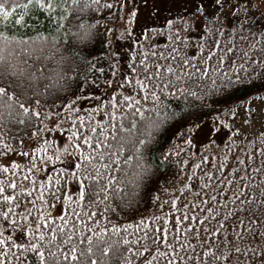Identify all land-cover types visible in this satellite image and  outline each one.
<instances>
[{
    "label": "snow or ice",
    "instance_id": "obj_1",
    "mask_svg": "<svg viewBox=\"0 0 264 264\" xmlns=\"http://www.w3.org/2000/svg\"><path fill=\"white\" fill-rule=\"evenodd\" d=\"M123 3L0 0V145L5 156L15 152L9 125L29 130L37 145L31 155L17 153L29 158L25 165L0 163V264H264V32L259 40L244 37L245 50L231 40L221 44L223 33L205 27L200 55L189 56L183 51L189 37L164 18L178 46L133 56L118 96L102 98L90 87L99 86L94 76L103 73L97 65L104 53L93 57L83 49L99 42L109 59L117 53L107 35L113 30L101 32L88 15ZM203 5H195L197 19ZM13 9L24 11L10 17ZM137 12H129L125 32ZM235 53L239 62L228 55ZM50 60L63 70L47 69ZM245 87L248 93L234 95ZM173 126L189 147V136L206 127L207 144L200 152L177 144L165 149L160 138ZM55 133L66 137L61 147ZM169 161L177 186L162 187L158 169ZM70 182L77 185L75 200L64 193ZM142 188L157 193L150 197L155 211L137 217L133 205ZM57 193L73 206L53 216L49 201Z\"/></svg>",
    "mask_w": 264,
    "mask_h": 264
},
{
    "label": "trees",
    "instance_id": "obj_2",
    "mask_svg": "<svg viewBox=\"0 0 264 264\" xmlns=\"http://www.w3.org/2000/svg\"><path fill=\"white\" fill-rule=\"evenodd\" d=\"M166 1V0H165ZM17 2H22V0H17ZM105 2V0H100V3L103 4ZM20 12L21 9H13L12 13L10 14V17H12V14L14 12ZM115 7H113L110 10H105V9H100V10H96V11H91L89 12L88 18L89 19H94L97 21H100V28H101V32L104 31L105 28H110V21L111 18L114 15L115 12ZM109 12H111V15H109ZM164 12L167 14V10H164ZM164 18H166L164 15L161 16V20L160 23L156 26L153 27H149L146 30H144L140 36L138 37V39L135 41L134 44V48L132 49L131 52V57L129 58L128 62L126 63V66L132 62L131 58L133 56H136L138 53H140L141 51H148L149 53L151 51H169L170 47H177L179 42H175L171 39H169L170 35H173L175 33H169L167 28L164 27ZM169 19H173L174 20V28L175 27H180L183 29V31L181 33H179L182 37L183 36H188L189 37V41L190 43L188 44L187 48H184L183 51L186 52L187 55L189 56H199L200 53L199 51L196 50V45L197 42L199 41V37L203 35V29L205 27H209L210 30L211 29H219L223 35H221L220 39H221V44H224L227 40H231L234 44H236L238 47L240 48H244L245 50L247 49V45L246 42L244 41V37L248 38V41H251L253 38V35L256 36V38L259 40L260 39V33L264 32V31H258L250 26L244 25V24H240L237 25L235 27H229V26H224L221 25L219 23L215 22H210V23H206L204 25H202L201 27V34H197L196 31V26L195 24L186 18H179V17H167ZM183 21H186L187 23L184 24L182 23ZM199 25V24H198ZM9 27H11V24H9ZM153 29H155L156 31H153ZM200 29V28H199ZM29 35H31V33H29ZM109 36V33L107 34ZM110 39V37H109ZM111 40V39H110ZM93 43H94V47H93ZM91 50L93 57H99L101 52L104 53V59L103 61L98 63V67L103 68V73H95V77L99 78V85L102 84V80L104 78V76L106 75V68L109 64V58L107 55V47L102 45L99 42H89V45L87 48H84L83 51L87 52ZM48 53H45V55H47ZM23 55V54H22ZM229 56L232 57L233 60H235L236 62H239V55L240 53H235V54H228ZM24 58H27L26 56ZM35 61V56L32 59H29V63H33ZM46 63V67L47 69H51L53 72L55 71H61L63 70V66H57V64L53 61H48L45 62ZM213 63H215V61H213ZM227 63V61H226ZM127 68V67H126ZM46 75L50 74L49 72L46 71L45 73ZM94 87H97V85H93ZM121 90H116V91H110L109 95H117ZM249 89L248 88H241L239 89V91H237L236 93H234L235 96H243L245 93H248ZM109 97V96H108ZM107 98V97H105ZM51 102V101H49ZM86 103H83V107L84 108H89V107H85ZM94 106V105H92ZM78 107H80V105H78ZM56 109L54 108L53 111H55ZM73 115V119H75V114ZM67 118V117H66ZM96 119H101L102 118V113H98L95 116ZM210 117L209 116H205L203 117V119L208 120ZM50 119H55V117L50 118ZM18 126L16 125H9V128L11 129V131L9 132V139L7 141V143H9L10 145H12L13 149L17 150L19 149L21 146H23L25 143L33 140L30 137V134H25V133H29V130L24 129L22 132H17L16 128ZM49 127H51V124L49 123ZM176 132V126H173L172 128H170L166 133H164V135L160 138V143L164 146L165 149H167L170 145L172 144H177L179 145L181 148H185L191 152H194L193 149V143L192 145L189 147L187 145H184L181 141L183 139L182 136H180L179 134L177 135H173V133ZM196 132H194L193 134H191L189 136V138L192 140L194 138ZM185 135H187L185 133ZM65 137V135H64ZM66 139V137H65ZM22 141V143H21ZM205 144H202L204 147ZM202 150V149H200ZM4 148L2 145H0V155L4 153ZM157 159H156V163H159V149L157 150ZM185 153L181 152L180 156L184 157ZM175 159V158H173ZM51 167V166H50ZM60 165H56V171L52 172V176H53V182L55 180V177L59 174L60 171ZM176 172H177V168L175 167V165H173L171 163V161H169V163L161 166L158 169V173L159 176L161 177V179L159 180V184L162 187L167 186L165 184V181H169L173 187L176 186L177 184V179H176ZM42 175V174H40ZM147 183V182H145ZM49 187H51V184L49 185ZM77 191V185L74 182H70L68 184L67 189L64 190L65 195L68 196H72L73 200H75V193ZM36 193L35 191L33 192V196H35ZM138 195L142 198H139L135 203H134V207L136 208V215L137 217L139 215H147L149 213H152L155 211L152 203H151V199L150 197L152 195H157V193L153 190L151 193L145 191L143 188L140 190V192L138 193ZM58 199L56 201H49L52 204V207L49 209L50 214L53 216H57V215H61L63 214V212L65 210H67L69 207L73 206L72 205V201H69L67 204L64 202V199L62 196H60L59 193H57ZM28 199H32V196H29ZM37 205H39L38 200H36ZM29 207H31V205H29ZM42 210V209H41ZM123 215V214H122ZM108 219L115 222H119L121 224L124 223L123 219H120L119 217L115 216V215H109ZM128 222H132V218L131 216L127 217ZM110 227V225H109ZM130 232L135 231V229H129ZM13 264H15V261H13Z\"/></svg>",
    "mask_w": 264,
    "mask_h": 264
},
{
    "label": "rangeland",
    "instance_id": "obj_3",
    "mask_svg": "<svg viewBox=\"0 0 264 264\" xmlns=\"http://www.w3.org/2000/svg\"><path fill=\"white\" fill-rule=\"evenodd\" d=\"M110 2H114V0H110ZM199 2L200 0H148V3L145 4L144 0H131V2H129V0H124L122 8L118 9L115 7L116 11L109 23L110 29H112L113 32L109 33V37L112 41L111 47L117 55L113 56L109 60L110 62L106 68V75L102 80V84L97 87L91 85L90 90L93 91L95 95L102 96V98L110 96V91H116L117 89L121 90L117 87V85L121 82L122 74L127 71L126 63L131 57L135 41L144 30L158 25L160 23L161 16L163 15L166 18L179 17L189 19L195 24L196 30L197 25L199 24L198 30L196 31L199 35L201 34L200 30L202 25L215 21H217L216 23L226 27H235L237 25L244 24L258 31H264V0H227L226 3L222 0V6L214 5L213 0H204V11L200 15L199 19H197L195 15V5ZM236 3L244 5V8H247L248 4H251L252 7L245 12L244 8H234L233 5ZM153 5H155V10ZM133 8H138V12L135 21L129 26L128 32H125V22L129 12ZM257 8H259V10H257ZM164 10H167V14ZM23 11L24 10L21 9L20 12H14L12 17L21 14ZM121 17H123V19ZM113 65L115 66V75H113ZM106 79L112 81L110 86L104 84ZM94 103L95 102H92V105H94ZM254 103L259 104L261 102L256 101ZM85 107H89V104L86 103ZM206 131V127H202L200 131L195 133L194 138L192 139L194 152H200V149H203L202 144L207 143V140L205 139ZM252 131L258 134L259 126H254ZM52 135L57 140V147H61L63 143L61 138H65L64 134L55 133ZM249 138H251V135ZM36 146L37 145L33 143V140H31L7 156L1 154L0 163L6 164L10 159H15L19 164L25 165L27 164L29 158L18 155L17 153L27 151L31 155L32 148ZM39 155L42 156L43 153H40ZM23 186L28 188L31 185L29 181L25 180L23 181ZM37 200L40 204V200Z\"/></svg>",
    "mask_w": 264,
    "mask_h": 264
}]
</instances>
